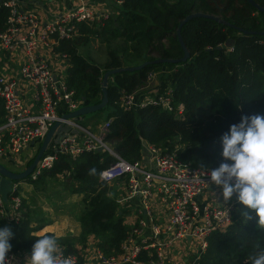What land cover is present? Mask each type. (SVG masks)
<instances>
[{"label": "trees", "instance_id": "16d2710c", "mask_svg": "<svg viewBox=\"0 0 264 264\" xmlns=\"http://www.w3.org/2000/svg\"><path fill=\"white\" fill-rule=\"evenodd\" d=\"M254 2L264 8V0ZM196 13L219 20L203 16L190 19L182 26L180 40L181 21ZM7 15V9L0 7V32L5 29ZM263 31L264 12L249 0H124L104 24H78L77 36L62 40L56 50L67 55V85L84 104L101 102L104 74L118 69L109 77V101L101 110L110 111L103 122L94 123L110 121L106 139L122 158L142 159L146 141L163 151L177 150L184 163L213 169L223 162L220 137L230 125L239 123L242 116H264ZM95 39L107 48L103 64L80 52ZM182 42L189 59L164 62L185 56ZM223 45L226 47L218 48ZM145 62L152 63L140 70H128ZM152 75L160 84L157 93L171 92L173 109L155 105L124 108L122 97L146 87ZM4 115L0 98V123ZM114 161L106 150L84 152L76 158L60 154L53 167L44 169L36 180L32 176L25 180L37 189L61 181L66 190L59 196L62 201L68 191L81 197L64 205L54 204L56 213L80 223V235L58 238L46 233L55 236L58 247L66 252H77V244L85 248L92 236L104 255L121 254L122 243L132 228L126 223L128 210L118 202L117 187L100 179L101 172ZM93 168L96 172L90 174ZM18 194L21 196V191ZM241 207L237 202L232 223L208 237V247L195 264H245L255 245L264 243V232L257 228L258 217L252 212L253 219L243 223L237 212ZM38 210L21 196V219L14 224L2 216L0 207V228L8 226L14 233L9 253L31 252L36 239L43 236L35 232L53 222L54 218ZM155 257L144 253L139 259Z\"/></svg>", "mask_w": 264, "mask_h": 264}, {"label": "built area", "instance_id": "2783aa9c", "mask_svg": "<svg viewBox=\"0 0 264 264\" xmlns=\"http://www.w3.org/2000/svg\"><path fill=\"white\" fill-rule=\"evenodd\" d=\"M123 1L0 0V7L8 11L5 29L0 32V98L5 111V120L0 123V160L15 162L32 143H41L58 121L74 127L79 133L59 135L56 131L31 173L32 179L52 168L60 154L76 158L84 152L106 150L115 161L101 172L100 179L106 184L126 179V193L120 202L138 199L140 205L121 254L106 256L98 247L90 254L79 251L83 247H77V252L58 247L57 254L70 258L73 264H174L168 251L181 243L188 249L183 264H195L208 247V237L232 223L238 202L223 201L222 189L210 182L208 173L212 169L184 163L177 150L163 151L153 146L149 147L148 158L126 160L106 139L109 120L94 130L63 118L84 103L75 97L66 75L56 66L57 59L67 58L56 48L62 40L77 36L80 23L104 24L113 15L112 8H118ZM33 4L41 5L47 17L42 18L31 7ZM138 95L137 91L125 94L121 105L126 109L148 105L173 109L171 92ZM179 111L183 112L182 106ZM19 191L20 183L14 181L7 205L0 195L1 214L14 224L21 219ZM157 205L165 212L164 218ZM144 253L146 257H156L140 260ZM30 254L8 253L7 264H16L21 257L22 264H27Z\"/></svg>", "mask_w": 264, "mask_h": 264}, {"label": "clouds", "instance_id": "9594fccd", "mask_svg": "<svg viewBox=\"0 0 264 264\" xmlns=\"http://www.w3.org/2000/svg\"><path fill=\"white\" fill-rule=\"evenodd\" d=\"M220 141L223 162L208 173L210 182L222 189L225 203L236 196L243 206L237 209L243 223L252 220L254 212L257 228L264 232V116H242L239 123L230 125ZM95 172V168L90 170V174ZM13 237L10 227L0 228V264H7ZM57 253V238L45 234L36 239L27 264H73L70 258H61ZM245 264H264V243L255 245L254 254L247 257Z\"/></svg>", "mask_w": 264, "mask_h": 264}, {"label": "rangeland", "instance_id": "374dc122", "mask_svg": "<svg viewBox=\"0 0 264 264\" xmlns=\"http://www.w3.org/2000/svg\"><path fill=\"white\" fill-rule=\"evenodd\" d=\"M116 11H117V8H115V7L112 8L113 14L116 13ZM80 52L85 57L90 58L91 61L98 63V64H103L107 60V48L103 43H101L97 39L91 41L88 46L81 47ZM152 78L157 79V77L155 75H153ZM149 82H148L149 83L148 88L143 89V90L142 89L138 90L137 93L144 94L146 96H154L155 92L158 90L157 87L160 84H158V83L155 84L153 80H150ZM109 111H110V109L107 108L103 111H96V112L85 114L82 117L74 118L73 120L80 123V124L85 125L86 127H91V125H93V126L95 125L94 122H97V121L103 122L105 116L107 115V113ZM38 151H39V148L34 153L33 157L29 158V162L31 160H34ZM15 159H16L15 162L3 160V159L0 160V162L4 163L6 167H8L11 170H14L15 172H21L22 170L25 169L26 163L28 164V162L26 161V158L24 157L23 153L21 155H18ZM61 178L63 179V176H61ZM19 183H20L21 196L27 200L29 205L32 208L39 209L38 211H42L41 213H45V214L49 215V217H52V218L54 217L55 220L59 219V218L61 219L62 216H64V214L56 213V209H55L54 204H57L58 206H60V205H64L65 203L79 201L81 198L80 196H78L76 194H71V192L68 191V193L65 194L66 195L65 200L62 201L59 198V196H61V194H63L66 190L64 191L65 187L63 184H61V181H60V183L51 184L49 186L44 185V187H45L44 189H37L34 185L27 183L25 180H21V181H19ZM125 187H126L125 184H123L122 187L117 191L118 192L117 197H121L122 192L124 191L123 188H125ZM10 203H11V200H10ZM5 204L7 205V203H5ZM65 209L69 210L70 207H66ZM67 216H69V215H67ZM69 219H72L71 220L72 222H74V220H75L71 216ZM68 235L70 237V235H72V234L69 233ZM68 235H66V236L68 237ZM79 251L84 252L83 249H81Z\"/></svg>", "mask_w": 264, "mask_h": 264}, {"label": "crops", "instance_id": "0c3cea01", "mask_svg": "<svg viewBox=\"0 0 264 264\" xmlns=\"http://www.w3.org/2000/svg\"><path fill=\"white\" fill-rule=\"evenodd\" d=\"M31 7L36 9V10H38L39 13L41 14L42 18H46L47 17V14L44 13V10H43L41 5L33 4V5H31ZM56 66L58 67V69H60V72L62 74L66 75V70H67V68L69 66L68 58H66V59H62V58L57 59L56 60ZM152 80L154 81L155 84L156 83L159 84L158 79L152 78ZM149 83H147L146 87H143L141 89L143 90V89L148 88V86H149L148 84ZM157 88L159 89V86ZM156 92H155V94H156ZM81 125H83V124H81ZM100 125H102V123L101 124H97L95 126L91 125V128L92 129H96L97 126L99 127ZM57 132L59 133V135L64 134V133H79L78 130H76L74 127L73 128L72 127H68V125H61L58 128ZM41 143H37V142L36 143H32L29 146V148L24 151L23 155L26 158L27 162L29 161V158L33 157L34 153L38 150V148H40ZM149 147H150L149 143L144 141L143 142V149H142V154H143L142 159L148 158V156H149ZM123 184H125V186H126V179L125 180H120V181H117V182H114V183L108 184V185L109 186H116L117 187V191H118L122 187ZM123 190L124 191L122 192L121 197H119L118 202L120 203L122 209H127L128 210L127 214L125 215L126 223H128V224H130L132 226L136 222V220L138 218V207H139L140 204L138 202V199H133L131 201H122V202H120V200L122 199V197L126 193V187L123 188ZM220 195H221V198H223L222 197V192L220 193ZM232 199L237 200L235 195L232 197ZM156 209H157L158 213L162 216V218H164L165 217V212L163 211V209L159 205L156 206ZM69 218H70V216L64 215L61 218L62 220L60 218L56 219V220L54 219L52 223L44 226L41 230L35 232V234L38 235V236H41V235H44L46 233H52L56 237L60 238V237H65L66 235H68L70 233V234H72V236L78 237L80 235V233H81V225L75 218L74 219L76 221L74 220V222H72L71 221L72 219H69ZM76 247H83V246L77 244ZM94 247H97L96 246V241H95L94 237L91 236V237H89V241L87 243L86 248H84L83 250L86 251V253L90 254L95 249ZM187 251H188V249L185 246H183L181 243H176V245H174L168 251V253H169V256L172 259V262L174 264H183L182 259L187 254ZM22 259H23V257H21L16 264H22Z\"/></svg>", "mask_w": 264, "mask_h": 264}, {"label": "water", "instance_id": "95a60500", "mask_svg": "<svg viewBox=\"0 0 264 264\" xmlns=\"http://www.w3.org/2000/svg\"><path fill=\"white\" fill-rule=\"evenodd\" d=\"M256 8H258L259 10L264 12V8L260 7L256 2H254V0H249ZM210 17V18H214L219 20L216 17H212L206 14H202V13H196V14H191L188 17H186L184 20L181 21L180 26H179V30H178V35L180 37L181 40V29L182 26L188 22L190 19L195 18V17ZM262 34H264V31L262 32ZM226 45H223L221 47L218 48H225ZM182 48L185 52V56L180 59V60H166L164 62H185L189 59L190 54L186 48V46L184 45V43L182 42ZM152 63V62H145L139 66L136 67H132V68H128V70L130 71H136V70H140L142 69L145 65ZM116 72H118V69L116 70H109L104 74L103 77V81H102V91H103V98L101 100V102L97 103V104H85L84 106H82L80 109L65 114L63 116L64 119L69 120V119H74V118H79L82 117L85 114L88 113H92V112H96V111H101L104 107L107 106L108 104V80L109 77L113 74H115ZM83 101H85V98L83 99ZM62 125V121H58L56 122L51 129L49 130V132L47 133L45 139L42 141L39 151L36 154L33 162L27 166V168H25L23 171L21 172H15L14 170L9 169L8 167H6L5 165H3L2 163H0V195L3 199L4 202H8L9 200V194L12 191V183L14 181H21V180H26L31 173L33 172V170L35 169V167L37 166L39 160L41 159V157L43 156V154L46 152V150L48 149L50 143L52 142L54 135L56 133V131L58 130V128Z\"/></svg>", "mask_w": 264, "mask_h": 264}]
</instances>
